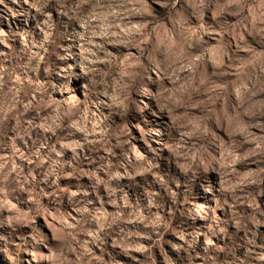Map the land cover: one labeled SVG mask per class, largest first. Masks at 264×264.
<instances>
[{
  "label": "clouds",
  "instance_id": "obj_1",
  "mask_svg": "<svg viewBox=\"0 0 264 264\" xmlns=\"http://www.w3.org/2000/svg\"><path fill=\"white\" fill-rule=\"evenodd\" d=\"M133 261L264 264V0H0V264Z\"/></svg>",
  "mask_w": 264,
  "mask_h": 264
},
{
  "label": "rangeland",
  "instance_id": "obj_2",
  "mask_svg": "<svg viewBox=\"0 0 264 264\" xmlns=\"http://www.w3.org/2000/svg\"><path fill=\"white\" fill-rule=\"evenodd\" d=\"M254 167V166H253ZM41 222H43V217L40 218ZM173 239H175V237H173ZM127 259V258H126ZM133 264H135V262L133 261Z\"/></svg>",
  "mask_w": 264,
  "mask_h": 264
}]
</instances>
